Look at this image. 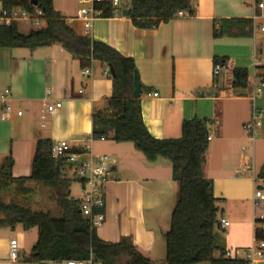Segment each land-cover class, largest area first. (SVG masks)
I'll return each instance as SVG.
<instances>
[{
  "label": "crops",
  "instance_id": "obj_1",
  "mask_svg": "<svg viewBox=\"0 0 264 264\" xmlns=\"http://www.w3.org/2000/svg\"><path fill=\"white\" fill-rule=\"evenodd\" d=\"M191 1L196 8L192 18L185 15L151 30L136 28L125 17L99 19L88 34L78 19V0H53V6L77 34L89 35L134 60L141 87L146 90L140 98L143 119L153 137L181 138L185 120H221L216 135H210L204 175L212 181L214 193L216 175L223 174L226 181L235 183L230 192L240 195L236 186L239 170L251 172L253 183L255 178L264 179L260 175L264 161L253 164L243 154V147L237 164L231 167L233 149L245 141L243 130L252 119L254 107L264 111V89L255 106L250 95L258 85L257 75L264 76V69L257 70L264 68V6L258 8L264 0ZM229 21H249L250 25ZM215 28L224 31L217 38ZM215 58L230 59L232 68L247 70L251 87L225 97L222 91L231 69L225 68L215 77ZM106 70L95 62L90 74L83 76L80 62L60 45L0 49V167L12 158L13 179L28 178L37 143L43 139L108 155L112 170L106 184V221L96 229L97 236L109 243L130 239L138 252L155 263L156 246L161 238L165 240L164 217L172 216L178 201V184L173 180L170 161L149 163L133 144L93 140V111L105 109L113 95V82L105 76ZM6 93L12 112L2 121ZM75 93H82V98L73 97ZM47 103H62V108L47 114ZM259 128L264 134V117ZM257 218L255 213L254 222ZM14 235H0V264H32L9 259ZM216 253L215 258H219Z\"/></svg>",
  "mask_w": 264,
  "mask_h": 264
},
{
  "label": "trees",
  "instance_id": "obj_2",
  "mask_svg": "<svg viewBox=\"0 0 264 264\" xmlns=\"http://www.w3.org/2000/svg\"><path fill=\"white\" fill-rule=\"evenodd\" d=\"M38 5L34 6L33 2ZM130 9L123 10L122 16L130 19L136 28L151 30L161 24L176 19L179 12L188 17L196 16V8L191 0H130ZM258 1V0H257ZM0 8L11 14L16 9L33 13L36 9L43 12L45 27L31 30L28 34L19 31L17 23L0 24V49H29L60 45L80 62L82 70L90 69L98 62L115 77L113 95L105 109H94L92 116L94 141L112 139L116 143L133 144L136 150L149 162L158 159L172 164L173 180L178 184V201L171 216L170 230L165 234V264H246L225 258V252L215 258L219 251L216 231H224L220 225L217 199L213 183L204 175L207 161L209 137L213 121L194 118L182 123V136L179 139H157L148 131L142 114L140 99L133 96L134 77L137 68L133 59L125 58L108 45L95 41L91 36H81L69 25L68 21L55 11L53 0H0ZM113 18L110 9L103 19ZM249 21H229V24ZM222 28L214 30L217 38ZM215 65L222 64L231 69L225 89V97H232L234 90L248 89L252 85L245 69H234L231 60L215 58ZM264 68H257L263 70ZM258 86L264 87V76L257 75ZM142 93H146L142 89ZM82 93L73 97L82 98ZM54 143L39 140L29 178L13 179L12 158L0 167V196L12 185L29 182L42 184L55 192L56 201L62 211L60 218L44 212H33L15 205H5L0 197V230L15 231L18 225L23 230H38V240L33 248L29 263L86 261L91 256L102 264H155L145 258L134 247L130 239L119 243H109L98 238L96 229L80 210V199L70 197V187L74 183L71 170L64 160L53 159ZM264 177V166L261 169ZM28 193V189H22ZM261 227L254 230V239L264 241V220L256 221Z\"/></svg>",
  "mask_w": 264,
  "mask_h": 264
},
{
  "label": "built area",
  "instance_id": "obj_3",
  "mask_svg": "<svg viewBox=\"0 0 264 264\" xmlns=\"http://www.w3.org/2000/svg\"><path fill=\"white\" fill-rule=\"evenodd\" d=\"M82 6L78 11V19L85 24V28L90 30L92 24L103 19L107 9H110L113 17H121L122 11L130 9V0H79ZM263 4H258V8L262 9ZM185 16L184 12H179L176 18ZM45 22L43 12L36 9L33 13H28L22 9H16L11 14L0 8V24L10 25L12 22L17 23H30L39 26L40 22ZM225 66L217 64L214 67V76L218 77L221 72L225 70ZM83 76L90 74V69L82 71ZM105 76L110 77V71H105ZM264 87L258 85L251 91V100L254 103L257 98L262 94ZM158 97V94L154 95ZM9 94L6 93L2 99L4 105V112L1 115V120H8V115L12 112V107L8 105L7 99ZM62 108V103L46 104L45 113L53 114ZM22 115L21 112L18 113ZM264 117V111L254 107L252 123L244 127L249 134H252L253 141L256 138L257 130L260 127V121ZM211 138L209 137V141ZM53 159L64 160L71 170V177L78 184L80 210L83 215L90 221L92 226L97 229L101 227L106 221V184L112 170V160L108 155H95L91 151L82 149H75L66 142H58L53 147ZM255 197H254V211L264 210V179L255 178ZM259 213V218L256 221L264 220V213ZM221 228L225 231L230 227V223L222 218L220 219ZM264 229V226H262ZM242 255L238 251L227 250L225 258L234 261H245L246 264H256L264 261V241H256L251 248L242 250ZM21 251L18 242L14 239L10 242L9 259L13 262L20 260ZM43 264H102L97 262L93 256L86 261H62V262H45Z\"/></svg>",
  "mask_w": 264,
  "mask_h": 264
},
{
  "label": "rangeland",
  "instance_id": "obj_4",
  "mask_svg": "<svg viewBox=\"0 0 264 264\" xmlns=\"http://www.w3.org/2000/svg\"><path fill=\"white\" fill-rule=\"evenodd\" d=\"M81 6L82 4L79 1V5L77 6L78 10ZM45 25V22L41 21L39 26H36L35 24L21 23L18 27L22 34H28L31 30L44 28ZM252 120L253 114L251 121L248 122L247 125L252 123ZM219 125H221V120L217 119L213 123L211 131L213 136L218 132ZM243 131L245 132V141L239 143L235 146L236 148L233 149L234 157L231 156L233 158V164L231 167L237 164L238 157L242 154V147L244 148L243 154L249 156V158L252 159L253 164L254 161H257L258 163L264 161V134L261 131V128H259L257 132L255 141L252 139V134H249L245 129ZM214 161H218V159H214ZM239 171L241 173V176H238L240 182L236 183V186H239L240 195H233L232 192H230V190L234 189L235 183L226 181L225 175L223 174L216 175L218 179L216 181L214 193V196L217 199L216 207L219 209L220 219L224 217L231 225L225 231H216L217 246L219 247V251L216 253L217 255H220L222 251L226 250H233L234 252L238 251L240 255H242L244 247L247 246V248H251L253 245L254 228L261 227V224L254 225V214L256 213L259 215L262 210L254 211L255 187L252 174L245 170ZM24 188L28 189L29 192L24 193L22 190ZM78 196V184L74 182L70 187V197L75 198ZM0 197L5 205H15L29 209L33 212H44L50 214L54 218H60L62 216V211L57 204L54 190L45 187L42 184H35L33 182L24 185L14 184L10 189L3 192ZM262 212L264 213V210ZM4 217L5 216L0 213V219H3ZM162 225L163 232L167 233L170 230L171 215L166 218L164 217ZM13 233H15V240L18 242L21 251L20 260L22 259L29 263L33 248L38 240V230L35 228L29 231H24L21 225H18L15 231L8 228L0 230V235L6 238L13 237ZM159 235L161 236V232H159ZM22 243H24V245ZM156 247L153 260H155V264H164L166 258L165 240L161 238Z\"/></svg>",
  "mask_w": 264,
  "mask_h": 264
},
{
  "label": "water",
  "instance_id": "obj_5",
  "mask_svg": "<svg viewBox=\"0 0 264 264\" xmlns=\"http://www.w3.org/2000/svg\"><path fill=\"white\" fill-rule=\"evenodd\" d=\"M33 5L37 6L38 5L37 1H34ZM110 74L112 75L113 78L116 76L115 75V71H114V69L112 67H110ZM141 95H142L141 81H140L138 73H136L135 77H134L133 96H134L135 99H140Z\"/></svg>",
  "mask_w": 264,
  "mask_h": 264
}]
</instances>
